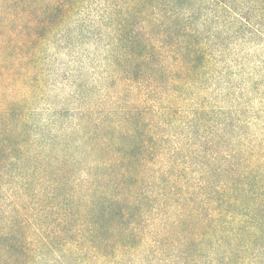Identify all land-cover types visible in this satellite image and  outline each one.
Wrapping results in <instances>:
<instances>
[{
  "label": "trees",
  "instance_id": "16d2710c",
  "mask_svg": "<svg viewBox=\"0 0 264 264\" xmlns=\"http://www.w3.org/2000/svg\"><path fill=\"white\" fill-rule=\"evenodd\" d=\"M0 264H264V0H0Z\"/></svg>",
  "mask_w": 264,
  "mask_h": 264
},
{
  "label": "rangeland",
  "instance_id": "374dc122",
  "mask_svg": "<svg viewBox=\"0 0 264 264\" xmlns=\"http://www.w3.org/2000/svg\"><path fill=\"white\" fill-rule=\"evenodd\" d=\"M50 88L52 89V92L49 93V97L52 98V97L54 96L53 93H54V90H55V87H54V83H53V82H51V84H50ZM49 97H48V98H49Z\"/></svg>",
  "mask_w": 264,
  "mask_h": 264
}]
</instances>
